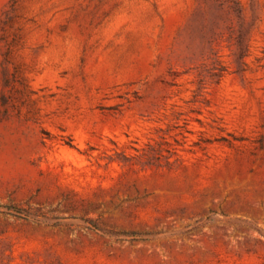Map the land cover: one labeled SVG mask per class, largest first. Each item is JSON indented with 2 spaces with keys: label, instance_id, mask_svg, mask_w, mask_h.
Masks as SVG:
<instances>
[{
  "label": "rangeland",
  "instance_id": "374dc122",
  "mask_svg": "<svg viewBox=\"0 0 264 264\" xmlns=\"http://www.w3.org/2000/svg\"><path fill=\"white\" fill-rule=\"evenodd\" d=\"M0 264H264V0H0Z\"/></svg>",
  "mask_w": 264,
  "mask_h": 264
}]
</instances>
